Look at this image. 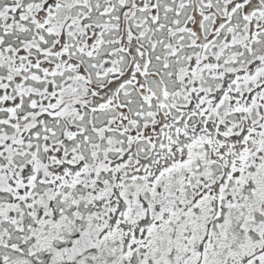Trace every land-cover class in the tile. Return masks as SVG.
Wrapping results in <instances>:
<instances>
[{"label": "snow or ice", "instance_id": "1", "mask_svg": "<svg viewBox=\"0 0 264 264\" xmlns=\"http://www.w3.org/2000/svg\"><path fill=\"white\" fill-rule=\"evenodd\" d=\"M0 264H264V0H0Z\"/></svg>", "mask_w": 264, "mask_h": 264}]
</instances>
